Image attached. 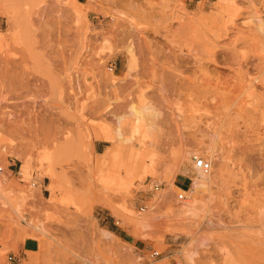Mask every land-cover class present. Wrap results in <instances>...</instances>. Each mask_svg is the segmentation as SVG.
<instances>
[{"label": "rangeland", "instance_id": "1", "mask_svg": "<svg viewBox=\"0 0 264 264\" xmlns=\"http://www.w3.org/2000/svg\"><path fill=\"white\" fill-rule=\"evenodd\" d=\"M258 19L264 0H0V264H189L193 236L194 264H218L221 245L264 264ZM132 105L159 124L143 141ZM195 157L213 183L197 216L172 214Z\"/></svg>", "mask_w": 264, "mask_h": 264}, {"label": "bare ground", "instance_id": "2", "mask_svg": "<svg viewBox=\"0 0 264 264\" xmlns=\"http://www.w3.org/2000/svg\"><path fill=\"white\" fill-rule=\"evenodd\" d=\"M258 22H259V28L260 29H262V28H264L263 27V22L260 20V19H258ZM260 31H264V29H262V30H260ZM131 109H130V111L129 112H131V114H130V117H132L131 115H133L134 116V119L133 118H131V119H133V120H131L132 122L134 121V126L133 125H131V126H133V133H140L141 131H146L147 130V132H142V133H145V134H141V136H143V137H140V139L141 138H143L141 141H143L144 140V137L146 136V134L150 131L151 132V130H153L154 128H157L158 127V125H157V122H156V118L153 116L154 115V113H151V107L150 106H148V105H144V106H142L141 108H135V107H133V105L130 107ZM153 111V110H152ZM160 112V111H159ZM157 113V112H156ZM161 113V112H160ZM160 113H158V114H160ZM157 114V115H158ZM160 117H161V114L159 115ZM125 117V116H124ZM156 117H158V116H156ZM162 119V118H161ZM174 119V118H173ZM159 121H160V119H159ZM162 121V120H161ZM160 121V122H161ZM165 121V120H164ZM123 122V121H122ZM131 123V122H130ZM163 123V122H162ZM118 125H119V127H118V130H117V137L119 138V139H122V141H131L132 140V138L130 137L131 135H129L128 137L126 136V135H122V133H121V126L123 125L122 123H121V120H119L118 121ZM117 125V126H118ZM126 125H127V123H126ZM164 125V124H163ZM125 126V125H124ZM123 127V126H122ZM132 129H131V131H132ZM125 130V129H124ZM149 130V131H148ZM116 131V130H115ZM125 134V133H124ZM126 134H128V133H126ZM111 135H113V134H110V136H104L103 138H104V140L105 141H107V142H109V143H111L112 142V140H113V138L111 137ZM124 136H126V137H124ZM140 136V135H139ZM102 137V136H101ZM115 137V136H114ZM116 137V138H117ZM102 138V139H103ZM116 138H115V140H116ZM145 139H147V138H145ZM134 140V139H133ZM138 140V139H137ZM114 141V140H113ZM119 141V140H118ZM140 141V142H141ZM136 142H138V141H136ZM122 143V142H121ZM142 143V142H141ZM119 144V143H118ZM138 144H140V143H138ZM116 145V144H115ZM140 145H142V144H140ZM119 147V146H118ZM126 147V146H125ZM131 147V146H130ZM143 147V146H142ZM148 147V146H147ZM144 148V147H143ZM119 149V148H118ZM122 149V148H121ZM138 149V148H137ZM135 150V149H134ZM142 150V149H141ZM139 151V150H138ZM145 151H143V153H144ZM130 153H132V152H130ZM135 154H136V151L134 152ZM138 153H140V152H138ZM146 153H149L148 151H146ZM146 153L145 154H143V156H145L146 155ZM116 154H117V148H116V146L115 147H111L110 149H107L106 151H105V154H104V156H105V158L108 160V159H112L113 157H115L116 156ZM150 154H153V153H150ZM149 154V155H150ZM121 155V154H120ZM129 155H131V154H129ZM134 156V158L133 159H136L135 158V156L136 155H133ZM138 156V155H137ZM143 156H138V157H140V158H142ZM148 156V155H147ZM117 157H120V156H117ZM121 157H122V155H121ZM124 157H125V155H124ZM131 157V156H130ZM130 157H128V160H130L131 161V159H132V157L130 158ZM16 158L19 160L20 159V157H18V156H16ZM152 158H153V156H152ZM151 158V159H152ZM142 159H146L145 157L144 158H142ZM150 159V160H151ZM137 160V159H136ZM148 160V159H147ZM125 161H127V160H125ZM135 161V160H134ZM146 161V160H145ZM152 161H154V160H152ZM221 161L222 160H219L218 162L219 163H221ZM140 162H142V161H140ZM127 163V162H126ZM131 163H134V162H131ZM149 163V162H148ZM151 163H153V162H151ZM128 164H129V162H128ZM127 164V165H128ZM135 164H137L136 162H135ZM127 165H125L124 166V168H126V166ZM131 165H133V164H131ZM131 165H128L127 166V168H129ZM142 165H144L145 166V163L144 164H142ZM144 166H143V169H144ZM223 166H225V165H223ZM223 166H221V168H223ZM135 167V166H134ZM104 168V167H103ZM137 168V167H136ZM138 169V168H137ZM152 165L149 163V164H147L146 165V167H145V171H147V173L151 176L152 175ZM211 169V168H210ZM126 170L128 171V172H126ZM125 170V172H126V175L128 176V174L127 173H130V174H134L133 173V171H132V173L131 172H129L130 170H128V169H126ZM198 170V175H197V177H195V178H193V180H192V183H191V185H190V188H189V190L188 191H186V194H187V196H189L191 199L189 200V201H187V203L186 204H184L183 206H181L180 207V209H174V210H172L171 211V213L172 214H177L178 216H180L179 214H184V213H189V214H191L192 216H197L198 215V213H200L199 212V202H198V199H197V196H198V194H199V192L201 191V190H204V189H207V188H209L210 186H211V184L213 183V179H214V174H212L211 172H203L202 170H200V169H197ZM101 171V170H100ZM100 171H98L97 170V172H98V174H99V172ZM222 171V170H221ZM135 172V171H134ZM137 173V172H136ZM135 173V174H136ZM141 173V172H140ZM154 173V172H153ZM99 175H101V174H99ZM98 175V176H99ZM105 175V174H104ZM126 176V177H127ZM135 176V175H134ZM138 176V175H137ZM100 177H106V176H100ZM130 177V176H129ZM129 177H127L128 178V180L130 179ZM139 177V176H138ZM145 177V176H144ZM135 178V177H134ZM131 179H133V178H131ZM130 179V180H131ZM99 180V179H98ZM127 180V181H128ZM129 180V181H130ZM2 181V180H1ZM100 181H102V180H100ZM99 181V182H100ZM132 181V180H131ZM124 183L126 182V181H123ZM103 183V185H104V183L105 182H102ZM126 184V183H125ZM127 184H129V183H127ZM131 184H132V182H131ZM108 185H110V183L108 182ZM123 185V184H122ZM105 187V186H104ZM108 187H110V186H107V187H105V188H108ZM126 187H127V185H126ZM126 187H125V189H126ZM124 188V187H123ZM184 191V190H183ZM116 204H118V202L116 201V199L115 198H112L110 201H108L107 203H106V206H108V207H114ZM188 215V214H187ZM209 219V218H208ZM208 219H206V220H208ZM209 221H210V219H209ZM191 222V221H190ZM211 222H214V221H211ZM201 223H202V220H201ZM213 225V224H212ZM217 226H219V225H217ZM40 229V228H39ZM104 232V234L107 236V238H108V236H112L113 235V233H111V232H108V231H106V230H104L103 231ZM172 232H174V231H172ZM190 232V231H189ZM196 233V232H195ZM212 235V234H211ZM187 236V235H186ZM188 237V236H187ZM200 237V236H199ZM199 237L197 238V237H195V236H193V237H191L190 238V240L188 241V243L186 244V247H183V251H184V254H185V252L187 253V254H189L188 256L187 255H184V256H186L188 259H189V264H194V262H193V260H192V256H190L191 255V253H189V251H190V249H192V248H194L195 249V245L199 242ZM110 238V237H109ZM112 238V237H111ZM204 242V241H203ZM185 245V244H184ZM203 245H206V243H203ZM201 246H202V243H201ZM204 247V246H203ZM133 251V250H132ZM196 255V253L193 255V257ZM209 255V254H208ZM207 255V256H208ZM218 255H219V263L218 264H249L250 262L249 261H246V260H244V259H242V258H240V257H238L237 255H235V253L232 251V250H230L228 247H226V246H223V245H221V246H219V249H218ZM210 259V258H209ZM136 263V262H135ZM158 264H166L165 262H163V263H158Z\"/></svg>", "mask_w": 264, "mask_h": 264}, {"label": "built area", "instance_id": "3", "mask_svg": "<svg viewBox=\"0 0 264 264\" xmlns=\"http://www.w3.org/2000/svg\"><path fill=\"white\" fill-rule=\"evenodd\" d=\"M194 167L196 169L202 170L203 172H208L210 170L211 164H210V161H208L202 157H195L194 158ZM1 170H2V168L0 167V171ZM150 185H151V189L156 190L158 188V184L156 182H151ZM184 193L185 192L183 190H181V193L176 195V199L179 202H182L186 199ZM151 255L152 256H158L159 252H153ZM14 258H15V256L10 255V256H8V261H13Z\"/></svg>", "mask_w": 264, "mask_h": 264}, {"label": "crops", "instance_id": "4", "mask_svg": "<svg viewBox=\"0 0 264 264\" xmlns=\"http://www.w3.org/2000/svg\"><path fill=\"white\" fill-rule=\"evenodd\" d=\"M175 183H176L177 187H179V188L186 187V178H185V176L183 174L179 173L176 176ZM106 208H108V207H106ZM107 228H108V230H106V231H108V232H111L113 234L116 232L113 227H107ZM36 247H37V244L33 240H30V239L25 240L23 243L19 244V246H18V249H17V252L19 254L18 257H20L21 253L24 254L25 252H33V251H35Z\"/></svg>", "mask_w": 264, "mask_h": 264}]
</instances>
